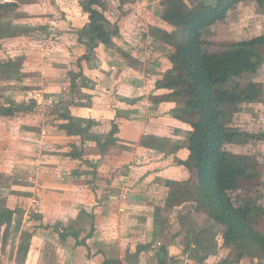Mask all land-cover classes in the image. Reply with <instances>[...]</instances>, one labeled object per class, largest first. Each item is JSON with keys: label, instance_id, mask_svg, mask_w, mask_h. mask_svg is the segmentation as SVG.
Wrapping results in <instances>:
<instances>
[{"label": "crops", "instance_id": "1", "mask_svg": "<svg viewBox=\"0 0 264 264\" xmlns=\"http://www.w3.org/2000/svg\"><path fill=\"white\" fill-rule=\"evenodd\" d=\"M14 1L19 4L17 0ZM80 2L82 0H37L29 3L46 11V29L48 26L54 27L57 36L63 34V37L56 40L53 48H44L43 54L49 55L41 54L39 62L28 61L26 64V71H37L39 75L37 77L31 73L33 77H23L33 78L39 85L37 91L30 95L53 108L47 111L46 121L49 122L31 128L34 129L31 130L34 141L38 139L35 144L42 149H37V155L30 156L31 167L27 169H31L32 173L25 178L27 182H22L26 185H20L27 189L23 195L13 197L14 206L19 210H15L7 235L0 243V264H12L13 260L19 262L20 230L25 228L31 232V238L21 264H41L43 259L52 255L58 264H99L105 257H118L122 264H223L224 260V264H264V259L256 257L247 261L248 257L241 256L236 260L231 248L223 242L221 233L210 234V229L218 224L204 213L192 211L190 201H170V205L166 204L172 187L166 181L180 182L192 175L183 165L175 162L177 158L187 156L186 148L172 150L174 144L185 139L189 126L173 116L172 111L177 103L165 98L171 89L157 85V81L172 67L168 57L172 49L148 32L141 31V25L145 27L147 24L168 28L160 22L156 13L160 0H125L120 3L124 9L122 14L118 11L113 15L105 11L107 19L117 24L118 33L112 37L110 44L98 43L90 53H87L86 39L77 40L79 30L88 20ZM226 22L228 31H224V36L231 39L264 33V12L254 0L237 3L229 11ZM57 44L61 49L56 47ZM85 53L88 59L82 58ZM67 61L71 64H66ZM47 68L52 72L67 73L64 76L68 79L58 78L65 84L51 87L53 80L46 75ZM78 72L77 77L70 76ZM252 74L254 76L250 81L260 83L262 93L256 98L258 102L247 100L245 105L249 109V106L257 104L256 109L260 110L264 105V61ZM79 76L85 78L84 86L76 83ZM64 80H69L70 86ZM65 85L71 93H79L77 97L73 94L68 103L67 99L58 95L56 97L62 98V101L50 103L48 100L54 96L45 95L44 87L58 89V94L63 95ZM243 103L238 104V112L241 117H248L251 108L240 111ZM62 111L75 119L91 120L89 129L84 131L82 147L84 153L95 154L92 162L98 161L97 170L104 175L92 178L87 171L86 178L79 184L43 178L47 168L43 159L50 155L47 146L54 143L60 148V154L68 155L70 144L75 146V138L81 139L57 126L63 121L60 116ZM260 112L250 114L258 119L259 126L264 130V112ZM45 113L43 110L37 111L36 119L41 122L43 116L46 117ZM36 119L33 121L38 122ZM113 123L117 126L118 140L102 154L101 146L95 140L102 142L107 138ZM1 125L0 130L5 129ZM25 132L29 130L19 123L11 131L18 143L10 146L9 153L6 152L8 146L1 147L0 164L6 160L10 171L22 170L11 161V154L16 152L14 156L19 158L29 155L23 148L28 142L23 134ZM49 133L60 140L49 138ZM236 147L232 146L231 150L239 152ZM90 159L86 156L76 158V163L83 167ZM74 160L67 158V165L70 166ZM57 169L58 166L50 165L47 172L52 174ZM98 183L103 187L100 194H96L97 188L93 187ZM85 186H89L88 190ZM45 188H48L47 192ZM111 188L115 189L113 193ZM10 199L4 193L0 196V206L8 202V206L16 209ZM20 201L27 202V205L22 206ZM29 209H32L30 213L37 222L24 227L17 219L22 214L27 215ZM205 232L209 233L208 237L203 236ZM60 233L65 235L61 236ZM12 246L13 251L9 253ZM110 247L116 248L111 250ZM47 248H51L53 254ZM126 253L132 256L126 257Z\"/></svg>", "mask_w": 264, "mask_h": 264}, {"label": "trees", "instance_id": "2", "mask_svg": "<svg viewBox=\"0 0 264 264\" xmlns=\"http://www.w3.org/2000/svg\"><path fill=\"white\" fill-rule=\"evenodd\" d=\"M108 1L107 4L105 0L80 2L88 20L78 32L77 40L86 39L87 53L93 51L98 43L110 44L118 33L117 24L107 19L105 11L122 14L124 9L120 3L125 0ZM242 1L246 0H160L156 13L168 28L147 24L145 27L141 25V31L171 47L168 57L172 67L157 81V85L171 89L165 98L177 103L173 116L189 126L185 139L174 144L172 150L186 148L187 156L177 158L175 162L183 165L192 176L180 182L166 181L172 185L168 199L173 203L190 201L192 211L204 213L219 224L223 242L231 248L236 260L241 256L263 260L264 230L256 227L263 206L237 198L234 193L240 189L242 180L251 179L256 173L248 156L231 150L236 141V130L231 123L240 102L261 96L260 83L248 81L242 85L240 78L256 72L263 63L264 33L219 42H213L206 36L215 23L223 21L229 11ZM254 1L264 12V0ZM15 6V1H0V15ZM0 34L11 37L21 33L7 28L1 29ZM212 43H217V49L210 50ZM82 58L88 59V54ZM14 64L13 61L7 62L18 70L19 65ZM78 75L79 72L70 76L75 78ZM4 110L1 105L0 116ZM60 116L63 121L57 126L69 134L78 135L81 147L84 131L89 129L91 120L75 119L65 111ZM117 140V126L113 123L109 136L102 142H95L101 146L103 154ZM143 142L148 144L146 140ZM74 154L78 159L87 157L82 150ZM87 165L92 178L104 175L97 170L98 161ZM14 212L15 209L5 203L0 206V243L7 235ZM24 233L18 246L21 253L19 261L22 262L31 238V232ZM128 256L132 255L126 253ZM99 264H122V260L105 257Z\"/></svg>", "mask_w": 264, "mask_h": 264}, {"label": "rangeland", "instance_id": "3", "mask_svg": "<svg viewBox=\"0 0 264 264\" xmlns=\"http://www.w3.org/2000/svg\"><path fill=\"white\" fill-rule=\"evenodd\" d=\"M17 1L19 2L17 6H15L14 8L6 12H2L0 15V30L1 29L6 30L8 28L9 31H15L17 33H21V34H18L16 36H11V37H5V35L0 34V106L2 105V107L5 109L2 115L0 116V120H1L0 124H2L1 126L2 127L4 126L5 128V129L1 128L0 130V150H1V147L5 145V146H8V148L6 149V152L9 153L10 146L18 143L17 142L18 140L17 141L14 140L11 135V131L13 132V127L16 128L17 125L20 123L24 125L25 130H29L28 133L27 132L23 133L25 139L28 141L27 146L24 145L23 148H24V151L27 150L29 155L26 154L23 157L19 158V157L14 156L16 152L11 154L13 155V159H11V161L15 162L16 166L19 168H22V170L17 169V171H12V170L10 171L8 169L7 163L5 164L6 160H4L3 163L0 164V196H3L4 193L5 195L7 194L10 198H12L10 200L13 206L15 203V202L13 203V197L18 196V195H23V192H25V190L27 189V188L22 187L26 185L25 183H22V182H27L25 178H27V176L32 173L31 169H27L31 167L32 159H30V156L37 155L38 154L37 149H42L39 144L38 145L35 144L37 143L38 139L34 141V135L32 136V133H31V130H34V129H31V128L32 126L36 127L38 124L44 125L46 124V122H49V121H46L47 111L52 110L53 108L48 104H44L42 101L41 102L37 101L36 97H34L33 95H30V93L32 94L37 91V88L39 87V85L37 81H34L35 79L33 78L26 79L23 77L24 76L33 77L34 74L35 76L39 77V75L38 73H36L37 71L33 72V71H30V69L26 71L27 69L26 64L28 63V61L34 62V63L39 62V58H41L40 57L41 54L44 56L49 55L48 53L43 54L45 52L44 48L47 47L48 48L47 50H49L50 47L53 48V45L55 44L56 40L61 39V37H63V34L60 37L58 34V36H55L57 37L55 39L49 36V31L46 29L45 23H44L45 22L44 17L48 16L47 15L48 13H45L46 11L43 12L36 4H29L31 2H37V0H17ZM227 18L228 16L223 21L219 23H215V25L211 27L210 33L206 35L209 40L213 42H219L220 40L222 41L231 40V38L224 36V31L225 32L228 31V27L226 25ZM2 32L4 33L5 31H2ZM215 44L217 43L211 44L210 50L217 49V45ZM58 46L59 44H57L56 47L58 49H61ZM59 54H61V51L59 52ZM9 61H13L16 65L18 64L19 65L18 70L13 65H7V62ZM69 62L70 61H67L66 64H71ZM31 73H34V74H31ZM65 74L67 73L61 72V71L52 72L51 69L49 68H47V71H46V75L49 76L51 80H53L51 87L54 85L65 84L62 81H58L59 80L58 78L68 79V77L64 76ZM253 76L254 75L252 73L244 74L240 78V81L243 83L242 85L250 81ZM84 79L85 78L83 77H80V76L78 77V79L76 80V83L78 82L77 83L78 86L85 85V83L83 84ZM58 82H61V83H58ZM64 82H66V84H69V80H64ZM51 87L46 86L43 89V93L45 95L49 94V97L54 96L52 97L53 99L51 98L52 101L50 103L57 102L58 104L59 100L61 102L62 98L56 97L58 95H61L63 98L68 100V103H70L71 101L69 102V98L70 97L73 98L74 96L73 94H76L75 97H77V95L79 94V93H71L67 85L63 86L64 87L62 89L63 95L58 94L59 93L58 89L53 90L51 89ZM258 101L259 99L249 100V102L251 103H256ZM244 102L245 103H243L242 109L240 111L249 110L250 108L251 109L248 112L249 113L248 117H241L238 110L234 113L231 125L234 126L236 130V135H235L236 141L233 143V145H231V149H232V146L233 147L237 146L236 149L239 150L238 153L245 155L246 157L248 156L247 157L248 160L254 166L253 170L256 173V176L251 179L242 180L240 189L236 190L234 193L237 198H241L245 201L250 200L252 202H255L256 204H261L263 206V213H261L258 219V222L256 223V227L259 228L260 230H264V130L261 128V126H259V122H257L258 119H255L254 115L250 114V112H253L254 114H258L260 110L263 113L264 105L262 107L263 109H260V110L256 109L257 104H253V107L249 106V109H248V106L245 105L247 104V100ZM53 106L55 107L56 105H53ZM40 110L41 111L43 110L46 112L45 113L46 117L43 116V119L41 120V122L39 121V119H36V115H35L36 112ZM24 113H27V114L25 115ZM33 119L38 120V122H34ZM53 135L54 134L49 133V138H52L55 141L60 140L59 138L54 139ZM43 140L44 139H42L41 141L45 142ZM75 141H76L75 146L74 145L72 146V144H70L71 147L67 151V152H70V154L68 155H66L65 153L60 154L61 153L60 148L58 146L56 147V144L54 143L47 146L46 150L48 149L50 150V151L48 150V152H50L48 154L50 155H48L49 158L45 157V159H43V163L46 164L47 168L50 165H56L58 166V169L51 174L47 172V168H46V171L44 172V176L42 174L44 179H50L53 181L54 179L52 178H57L55 180L60 181L61 183L75 182V184H79L82 182V180H84V178H86L85 174L87 170H89L88 165L86 163L83 167H80L76 163L77 161H76L74 152L76 153V151L82 150L84 155H87L88 158H91L90 159L91 161H89L90 163H93L92 160L95 159V154L92 155L91 152L84 153L82 146L80 147V144H79L80 140L78 139V137L75 138ZM72 143L74 144V142ZM58 153L60 155H58ZM21 154L23 155V153ZM65 155L67 158L72 157V159H75L73 162H71L70 166L67 165L66 163L67 158L64 157ZM53 156L55 157V159ZM96 162L97 161H95V163ZM16 166H15V169H16ZM51 168H53V166H51ZM75 174H77L78 176H76L74 179L73 176ZM44 184L48 186L47 183H44ZM85 187H86V190H88L87 187L89 186H85ZM93 187L95 189L97 188L95 190L96 194H100L101 192H103L101 191L103 187H100L99 183L98 185L95 184ZM114 188H116V186H114ZM114 188H111L112 193L115 190ZM47 190L48 188H45V192H47ZM170 195L171 193L168 192L167 198ZM22 198L23 197H20V199ZM170 201L171 200L168 199L166 204L170 205L171 204ZM20 202L22 206H24V204L25 206L27 205V202L26 203H24L23 201H20ZM7 204L9 203L7 202ZM15 208H16L15 210H19L17 209V207ZM31 210L32 209H29V212L27 213V215L22 214V216L19 219H17L20 221L19 222L20 224H23L24 227L28 226L29 223L31 224V222H34V221L37 222L36 218H32L33 216L30 213ZM78 219H81V218L79 217ZM17 220L15 219V223L18 222ZM185 227H187V225H185ZM220 231H221V226L218 224L216 228L213 227V229L212 230L210 229L209 232L212 235H218L220 234ZM24 232H28L27 228L20 230L21 238L25 234ZM208 234H209L208 232L207 233L205 232L203 236L208 237ZM114 248L116 247H110L109 249L113 250ZM47 250L48 252L50 251L53 254L51 248H47ZM12 251H13V246L12 248L9 249V253H12ZM110 253H114V251H110ZM44 257L42 256V258ZM246 257H248L247 261H250L251 257L250 256H246ZM46 259H43L41 261V259L39 258L38 261L39 262L41 261V264H58V262L55 261V259L53 258V255L50 257L48 256ZM10 261L11 260H9V262ZM16 261L13 260L11 263L12 264L22 263V261H19V262H16Z\"/></svg>", "mask_w": 264, "mask_h": 264}, {"label": "built area", "instance_id": "4", "mask_svg": "<svg viewBox=\"0 0 264 264\" xmlns=\"http://www.w3.org/2000/svg\"><path fill=\"white\" fill-rule=\"evenodd\" d=\"M2 1H4V2H9V1H12V0H2ZM48 31H49V36L50 37H55V36H57V32H56V30H55V28L54 27H51V26H48ZM49 102H51L52 100L50 99V100H48Z\"/></svg>", "mask_w": 264, "mask_h": 264}]
</instances>
